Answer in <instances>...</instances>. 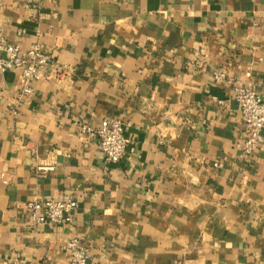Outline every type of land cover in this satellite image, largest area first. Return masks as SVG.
Segmentation results:
<instances>
[{"label":"crops","instance_id":"1","mask_svg":"<svg viewBox=\"0 0 264 264\" xmlns=\"http://www.w3.org/2000/svg\"><path fill=\"white\" fill-rule=\"evenodd\" d=\"M0 33L56 64L25 97L0 73V264H68L74 239L90 264H264V149L227 83L264 96V0H0ZM104 120L117 164L80 131ZM45 200L72 223L32 224Z\"/></svg>","mask_w":264,"mask_h":264},{"label":"built area","instance_id":"2","mask_svg":"<svg viewBox=\"0 0 264 264\" xmlns=\"http://www.w3.org/2000/svg\"><path fill=\"white\" fill-rule=\"evenodd\" d=\"M21 1L32 3L43 0ZM49 67H56V64L38 46L21 50L19 46L8 42L0 33V73L12 70L19 74L20 96L32 95L34 85L45 77ZM213 76L217 83L222 82L226 77L222 71L215 72ZM227 83L233 89V100L239 106V114L244 125L245 137L240 148L244 155L249 156L256 149H264V96L238 84L232 78H229ZM212 99L220 105L223 104L215 97ZM80 131L84 135L97 137L98 146L108 164L119 163L130 144V140L124 135L120 120H104L97 129L81 126ZM76 208L75 200L32 201L27 204L28 215L34 225L70 224ZM64 249L69 256L68 264H90V250L82 240H71L64 245Z\"/></svg>","mask_w":264,"mask_h":264}]
</instances>
